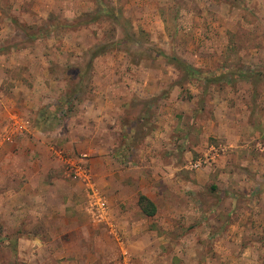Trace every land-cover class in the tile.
I'll use <instances>...</instances> for the list:
<instances>
[{
	"label": "rangeland",
	"instance_id": "obj_1",
	"mask_svg": "<svg viewBox=\"0 0 264 264\" xmlns=\"http://www.w3.org/2000/svg\"><path fill=\"white\" fill-rule=\"evenodd\" d=\"M161 54L218 81H183ZM62 132L82 214L70 168L94 159L109 215L122 188L158 207L129 252L110 226L92 239L93 264H264V0H0V264L71 263L22 239L3 192L21 149Z\"/></svg>",
	"mask_w": 264,
	"mask_h": 264
},
{
	"label": "crops",
	"instance_id": "obj_2",
	"mask_svg": "<svg viewBox=\"0 0 264 264\" xmlns=\"http://www.w3.org/2000/svg\"><path fill=\"white\" fill-rule=\"evenodd\" d=\"M63 133L60 136H57L56 133L40 136L33 139V145H30L29 142V148L21 149L22 154L20 155L26 156L27 159L22 173L16 174L13 168L6 178L10 184H7L6 181L3 192L6 201L11 204V213L17 214L19 211L14 208L19 206L23 209V217H26L20 220L21 228L22 224H25L22 239L31 240L30 243H34L36 246H41L44 244L43 240L50 239L52 241L48 246L52 249L50 251L56 259H66V263L71 262L70 264H93L94 255L91 240L101 238L107 240L109 238L107 230L110 226L111 232L113 231L114 236L118 239L119 247L129 252L130 241L133 238L141 237L140 234L135 235L139 233L136 232V222H139L140 214L144 216L138 205L139 196L141 194L147 196L157 207L153 198L154 194L138 188L136 191L133 189L132 194H128L131 198L126 199L123 196L122 188L117 193V198L112 202L117 211L114 216L109 215L104 223L93 219L88 205V216L82 214L83 206L79 197L83 195V191L77 188L79 186L76 183H68L62 178L64 167L59 160V151L65 149L64 151L72 152L75 149L72 139L68 143L62 144L59 139H65L66 136ZM98 166H100V170H98ZM90 169L92 176L94 173L95 176H98L97 171H100L99 176L105 178L112 174V171L105 166L101 159L92 160ZM108 185L102 186V193L105 190L103 187H107V190L111 191ZM96 188L100 191L97 186ZM155 216L144 217L150 219ZM35 224L37 225L36 230L33 231L32 227ZM99 225H105L104 229L98 231ZM207 235L205 234V236ZM104 252L103 249H100L96 254L102 256ZM105 262L103 263L101 260L100 264H105Z\"/></svg>",
	"mask_w": 264,
	"mask_h": 264
},
{
	"label": "built area",
	"instance_id": "obj_3",
	"mask_svg": "<svg viewBox=\"0 0 264 264\" xmlns=\"http://www.w3.org/2000/svg\"><path fill=\"white\" fill-rule=\"evenodd\" d=\"M61 155L62 154L60 153L59 156L61 157ZM70 170H71L70 172H72L75 175V177L77 175V177L83 179L84 182L86 183V189L89 195L88 208L91 216L95 221L104 223L109 216V206L104 195L91 182L89 169L85 166H81V165L76 166L72 164ZM112 229L114 230L113 227Z\"/></svg>",
	"mask_w": 264,
	"mask_h": 264
},
{
	"label": "trees",
	"instance_id": "obj_4",
	"mask_svg": "<svg viewBox=\"0 0 264 264\" xmlns=\"http://www.w3.org/2000/svg\"><path fill=\"white\" fill-rule=\"evenodd\" d=\"M100 1H102V0H100ZM102 7H104L103 9H108L106 7V5H104ZM158 56L164 57L163 54L158 55ZM165 59L167 61H170L175 66V68L179 72L182 73L183 81H188V80H191V79H194V78H199V79H201L203 81H206V83H208V84L218 81V79H212L210 77V75H206L205 72H202L200 70L195 69L194 67H192L191 65H189L188 63H186L185 61H183L182 59H180L178 57H166ZM138 205H139V207H140V209L142 211V214L144 216L153 217V216L156 215L157 207L147 196L141 194L139 196Z\"/></svg>",
	"mask_w": 264,
	"mask_h": 264
}]
</instances>
